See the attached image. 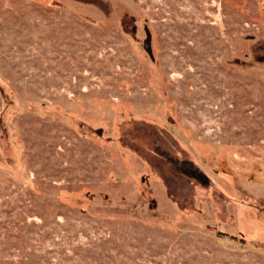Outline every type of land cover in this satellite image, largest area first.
Wrapping results in <instances>:
<instances>
[{
	"label": "rangeland",
	"instance_id": "rangeland-1",
	"mask_svg": "<svg viewBox=\"0 0 264 264\" xmlns=\"http://www.w3.org/2000/svg\"><path fill=\"white\" fill-rule=\"evenodd\" d=\"M0 264H264V0H0Z\"/></svg>",
	"mask_w": 264,
	"mask_h": 264
}]
</instances>
